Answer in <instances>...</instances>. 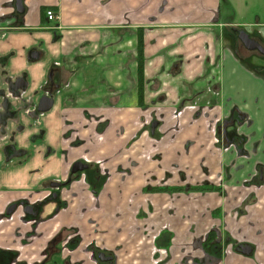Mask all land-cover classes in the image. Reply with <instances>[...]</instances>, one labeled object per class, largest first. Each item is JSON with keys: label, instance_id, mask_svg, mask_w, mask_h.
I'll use <instances>...</instances> for the list:
<instances>
[{"label": "crops", "instance_id": "crops-1", "mask_svg": "<svg viewBox=\"0 0 264 264\" xmlns=\"http://www.w3.org/2000/svg\"><path fill=\"white\" fill-rule=\"evenodd\" d=\"M5 1L0 215L13 203L16 213L0 218V248L29 263L55 264L59 257L67 264H93L86 246L94 244L108 250L114 264H153L156 248L164 252L163 264H264V185L259 201L246 208L249 189L242 184L264 166V77L243 66L224 29L237 15L264 41V0H232L231 12L223 11L221 0H25L23 17ZM47 8L59 18L48 20ZM137 30L143 34V106L137 103ZM123 40L131 42L127 52ZM86 55L101 62L95 64L99 82L122 70L109 81L115 86L109 104L77 97V60ZM84 62L80 74L89 82L93 74ZM48 76L58 90L52 108L38 113ZM19 79L23 87L16 86ZM192 100L221 104L224 124L243 137L242 144L218 149L197 116L200 109H185L177 131H170L171 111ZM148 106L158 108L161 125L154 135H164L161 140L136 133ZM238 111L245 114L240 124L232 120ZM210 112L221 115L216 108ZM80 114L99 123L80 127ZM8 117L15 123L9 130L3 127ZM6 146L22 151L7 155ZM81 156L102 165L91 164L87 182L75 179L52 196L54 183L65 181ZM27 205L36 216L20 221ZM46 207L49 213L40 219ZM14 221L20 224L17 240L11 239ZM66 236L78 239H72L73 250L60 254ZM234 243L250 244L253 254H241Z\"/></svg>", "mask_w": 264, "mask_h": 264}, {"label": "flooded vegetation", "instance_id": "flooded-vegetation-1", "mask_svg": "<svg viewBox=\"0 0 264 264\" xmlns=\"http://www.w3.org/2000/svg\"><path fill=\"white\" fill-rule=\"evenodd\" d=\"M22 4L24 7V11L22 13H19V12H17L16 7H14L15 6V0L5 1V5L6 6L10 5L13 8V10H15L16 14H21L20 15L21 17H23V15H25V13H26L25 0H22ZM221 8L224 9L222 6H221ZM225 8H227L230 12L233 11L230 8H228L227 5ZM228 10H227V12H228ZM0 15H4L2 4L0 5ZM57 15H58V13H57ZM58 18H59V15L56 19H54L52 21H55ZM240 25L241 24H239L237 15H234L232 17L231 21H228L227 26H225V28H224L225 34L230 39L232 51L235 54V56L240 61H246V59L248 58V55H252V54L258 55L259 57H264V54L259 52L257 49L249 50L246 48V45L239 38V31H241V30L245 31L249 35L250 38L255 39L262 47H264V41H262L258 36L256 37V36L252 35L250 32H248V28H244ZM142 40H143V34H142ZM136 51H137V34H136ZM49 76H48V81L46 83V86L43 87L44 93L41 94V96L42 95H49L53 98V102H54V94L58 90V88H56L55 86L58 85V83L56 84L54 82V80L52 79V77L50 78ZM24 85H25V80H23V79H19V81L16 83L17 87H23ZM40 97H39V99H40ZM39 99H38V102H39ZM38 102H37V106H38ZM141 106H143V105H141ZM187 108H189L191 110L200 109L197 116L200 115L203 118L204 126L206 127L207 132L209 133V135L212 134V137H213L212 140L217 145V148L218 149H221V148L224 149V150L221 149L222 152L228 151V149H230L231 147H232V149H236V145L240 146L242 144L243 137L241 135L236 134L235 132H231L229 127L226 124H224V117L222 116V105L221 104H203V105H201V104L196 103L194 100L190 101V103L186 104V105L177 104V106L171 111V119L174 120V123L170 127V131H173V132L177 131V129L180 125V122H181L182 113ZM215 108L218 111H220L221 115H218L216 113L211 114L210 111L214 110ZM145 109H151V110H145ZM145 109L142 110L145 113L140 116V119H142V118L143 119L141 120V123H140L139 128L137 129L136 133L139 135V133L141 132V133L147 134L146 136L152 137L153 139L161 140L164 135H154L155 134V128L159 127L161 125L159 117L154 115L157 112L158 108L155 106H150V107L148 106ZM36 110H38L37 107H36ZM38 113H43V112H40L38 110ZM232 114H233V111H232ZM244 115H245L244 113H240L238 111L236 113L235 118H232V120L234 119L236 124H240L244 120V118H243ZM80 118H81V121L79 122L80 127L85 125L86 123H89V122L96 124V126L99 123L98 118H93V117L89 116V117H86V119H84V118H82L81 114H80ZM194 119L196 120L197 117H195ZM0 120H1V118H0ZM3 127H4V125H3ZM71 128H72V130H71L72 136L78 137L79 132H78L77 128L76 127H71ZM135 135L136 134H134V136ZM174 135H175V133L173 134V136ZM234 146H235V148H234ZM18 151L20 152L22 150H16V149L12 148L11 146H6L3 149V152L6 153L7 155H13V154L17 153ZM82 157L83 156H81V158L76 160L75 162L80 161L83 164H86L87 168H84L83 170H79L76 172H72L70 170L71 172L65 181L54 183L53 186L57 191L54 190L52 192V196H56L58 191L62 192L64 189H66L65 188L66 185L75 179H80L82 181L87 182V174L86 173H87V169L91 166V164H93L96 168L98 167V165H102L101 162L98 160H97V162L92 163L91 160H87V158H85V157L82 158ZM75 162H73V164ZM73 164L71 165V168H72ZM71 174H74L72 179L70 178ZM62 184H64V185H62ZM242 184L246 188L249 189V192H248L249 198H248V202L244 203L245 207H246V205H250L251 203L253 204V203L258 202L259 201L258 193L264 185V166L259 165L257 174H255L254 177L247 178V180L243 181ZM153 187H163V186H153ZM215 188L219 190L222 187H221V185H219V186H216ZM94 193L97 194L98 192H94ZM245 199L243 201H245ZM243 201H241L240 204H243ZM12 205H15V208H16V204H14V203L9 205L6 208L4 214L0 215V218H3L4 216L10 217L11 214H13L15 208L11 213L7 214L8 208L11 207ZM27 206L31 207L33 214H27L25 212V208H24L23 215L19 216L20 217L19 219L22 221L33 220L32 217L36 216L35 215L36 210H35L34 206H31V205H27ZM27 206H25V207H27ZM239 207H240V205L239 206L235 205L237 213H238ZM245 207H244V210H246V208H247V207L246 208ZM215 228H219V227H215ZM31 235H32V231L29 232L28 234H26L27 237H29ZM75 237H73V238H75ZM69 238H70V236H66V238L63 239L62 243L60 244V247H59L60 254H62V252H65V251L73 250L70 247V243H71L73 238H70V239ZM215 238H214V240H215ZM217 238H216V240H217ZM75 239H78V238L76 237ZM216 242H220V241H216ZM234 244L236 245L235 246L237 248L236 250L239 251L241 254H244L240 248L241 246H249L251 249L248 254H244V255L249 256V255L253 254L254 247H252L250 244H248V243H234ZM86 251L89 252V258L93 262V264H114L115 263L114 256L108 250L99 249L94 244L87 245ZM222 252H223V249H222ZM43 253H44V255H46V250H44ZM100 253L104 254L103 257H110V259L107 261H103L102 259L99 258ZM163 253L164 252L160 251L159 248L154 249V252L152 255L153 264H163V261L159 258L162 256ZM0 264H46V262H44V260L36 261V262H32V263L19 261L17 259V254H15L13 252H8L7 250L0 248Z\"/></svg>", "mask_w": 264, "mask_h": 264}, {"label": "rangeland", "instance_id": "rangeland-1", "mask_svg": "<svg viewBox=\"0 0 264 264\" xmlns=\"http://www.w3.org/2000/svg\"><path fill=\"white\" fill-rule=\"evenodd\" d=\"M230 1L232 2V0H230ZM222 7L224 8L223 9L224 12L228 10L227 8H225L226 7V3L225 2L222 3ZM240 26H242L244 28H248L247 25H240ZM120 46H121V48H124L123 51L127 52L128 49L131 47V42L129 40H123V42L120 44ZM102 54H103V52H99V54L96 56V58H98L100 60ZM120 55H121V53H120ZM86 56L88 57V59L77 60V65H78L77 74H79L78 75V79H79V82L81 83V87L76 88V90L77 91H82L81 92L82 96L78 95L77 97L80 98L81 102L84 99H86L88 101L90 100L92 104H94V103L102 104V105L109 104L111 102V96L113 94L112 92L115 91L114 90L115 89L114 84H111L109 81L117 79L118 76L121 75L122 70L119 69V75H118V70L117 69L111 70L109 72V74H107V76L110 77L111 80H109V78H108L107 79L108 81L104 80L103 83L99 82L98 79L96 78L97 66H95V64H99L101 62H98L96 60V58H89L90 57L89 55H86ZM125 58H126L125 55H124V57H121L122 60H125ZM115 59L116 58L114 57L113 60L115 61ZM85 60H86V62H84V64L86 65L87 70L88 71H92V74H93L92 79L89 80V82H85L84 76L82 77L81 74H80L81 73L80 72V66H81L82 62L85 61ZM130 60H131V58H130ZM116 61H117V63H119L118 59ZM241 62H243V66H245V68L246 67L247 68L250 67L251 70L255 71V72H253V71L251 72L253 75H256L258 77H260V76L264 77V57H259L258 55L252 54V55H248V58L246 59V61H241ZM121 64H122V62H121ZM127 65L130 68L131 64L128 63V64H126V66ZM249 71H250V69H249ZM125 72H126V70H125ZM105 74H106V72H105ZM115 77H117V78H115ZM81 80H83V82H81ZM107 82H109L110 84L107 83ZM116 82L117 81H115V83ZM13 119L14 118L8 117L5 120V122H3L4 123V127H6L8 130L10 128H14V126H15V123L13 122ZM9 192H11V194H12V192H14V191H9ZM47 209H48V207H46L43 210V212L40 213V215H39L40 219L41 218H46V215L49 213V212H47ZM15 213L16 212H13V214H11V216L14 215ZM22 213H23V211H22ZM10 217H6V219H8ZM46 220L47 219H45L44 221H46ZM13 225H14V227H13ZM12 227L13 228H12V237H11V239L16 237L15 240H17L18 235L16 234V232L18 231V228H20V224L17 221H14L12 223ZM54 261H55V264H67L66 263L67 262L66 258L61 261L60 258L57 257V258L54 259Z\"/></svg>", "mask_w": 264, "mask_h": 264}, {"label": "water", "instance_id": "water-1", "mask_svg": "<svg viewBox=\"0 0 264 264\" xmlns=\"http://www.w3.org/2000/svg\"><path fill=\"white\" fill-rule=\"evenodd\" d=\"M15 7L17 12L22 13L24 11L22 0H15ZM239 38L246 45L247 49L249 50L257 49L259 52L264 54V47H262L255 39L250 38L245 31L243 30L239 31ZM52 105H53V98L49 95H42L39 99L37 109L40 112H46L52 107ZM84 168H87V165L83 164L80 161H77L73 164L71 171L76 172L79 170H83ZM14 208L15 205L9 207L7 210V214L11 213L14 210ZM25 212L27 214H33L30 206L25 207ZM240 248L244 254H248L251 250L249 246H241ZM103 255L104 254L102 253L99 254V258L102 259L103 261H107L110 259V257H103Z\"/></svg>", "mask_w": 264, "mask_h": 264}, {"label": "trees", "instance_id": "trees-1", "mask_svg": "<svg viewBox=\"0 0 264 264\" xmlns=\"http://www.w3.org/2000/svg\"><path fill=\"white\" fill-rule=\"evenodd\" d=\"M225 2L228 8L231 10L234 9V4L230 0H221V3ZM21 15V14H17ZM136 63H137V103L139 106L143 105L144 101V55H143V40H142V33L140 30H137V54H136ZM74 174L70 175L72 179ZM155 191L165 190L166 188L163 187H153L151 188ZM203 189V188H202ZM72 243V241H71ZM70 243V244H71Z\"/></svg>", "mask_w": 264, "mask_h": 264}, {"label": "built area", "instance_id": "built-area-1", "mask_svg": "<svg viewBox=\"0 0 264 264\" xmlns=\"http://www.w3.org/2000/svg\"><path fill=\"white\" fill-rule=\"evenodd\" d=\"M46 18L49 20H54L58 17L57 12L52 8H47L45 10Z\"/></svg>", "mask_w": 264, "mask_h": 264}]
</instances>
